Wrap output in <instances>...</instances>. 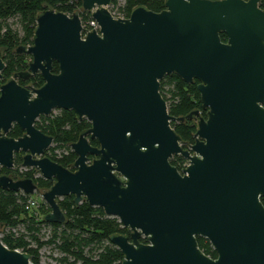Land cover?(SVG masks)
I'll return each mask as SVG.
<instances>
[{
  "label": "water",
  "instance_id": "obj_1",
  "mask_svg": "<svg viewBox=\"0 0 264 264\" xmlns=\"http://www.w3.org/2000/svg\"><path fill=\"white\" fill-rule=\"evenodd\" d=\"M99 30L82 38L79 15L44 10L29 46L26 71L0 85V168L38 171L52 186L0 176V189L41 194L47 223L62 224L58 199L72 195L116 218L127 236L109 242L121 264H264V9L259 0H166L159 13L143 7L127 19L111 0H80ZM226 36V42L220 39ZM58 73H51L52 63ZM5 68L0 58V80ZM39 73L40 88L21 86ZM175 74L198 81L203 118L172 117L159 82ZM73 111L90 128L70 144L73 171L44 154L53 138L35 128L40 116ZM196 123L183 147L171 121ZM16 124L23 131L7 137ZM96 140L98 147L89 144ZM173 156L188 161L178 172ZM92 158V160L90 159ZM206 239L216 258L205 255ZM146 243H140V239ZM0 264H32L1 242Z\"/></svg>",
  "mask_w": 264,
  "mask_h": 264
},
{
  "label": "trees",
  "instance_id": "obj_2",
  "mask_svg": "<svg viewBox=\"0 0 264 264\" xmlns=\"http://www.w3.org/2000/svg\"><path fill=\"white\" fill-rule=\"evenodd\" d=\"M111 0L109 12L121 19H127L133 9L143 7L149 11L159 13L164 10L166 0ZM247 1V0H244ZM259 7L264 9V0H259ZM61 12L67 16L74 13L79 15L81 24L90 20V13L76 12L81 9L80 0H0V58L5 64L2 71L5 82L14 73L26 71L31 57L25 54H16L13 51L19 45L29 46L32 44L34 30L36 28V17L44 10ZM18 28H13L9 21L14 20ZM222 42H226V36L220 33ZM51 73H58V65L52 63ZM11 76V77H10ZM19 85H30L40 88L43 78L39 73L28 80H18ZM160 95L166 103L170 116L178 118L185 117L190 112L197 110L203 118L206 111L202 109L200 95L197 90L198 81L191 84L185 83L175 74L165 76L159 82ZM58 114L40 116L35 121V128L43 134L53 138L58 149H64L67 154L61 158L49 155L45 156L58 163L62 167L72 170L75 155L70 144L76 142L79 135L90 128V123L85 119L78 120L73 111L56 110ZM171 127L181 139L183 147L193 144L196 131V123L186 120L183 123L171 121ZM23 131L14 124L7 137L17 139ZM89 144L98 147L96 140L89 139ZM92 160V158H90ZM169 163L181 172L185 161L181 158L171 157ZM21 165V155H15L14 170L0 168V176L6 175L13 180L32 179L39 191L48 190L52 183L43 178H33L34 170L23 174L17 171ZM44 192V191H43ZM72 195L58 199L57 203L65 216V222L47 223L43 217L50 212V208L42 203L36 211L30 212V196L22 192H13L0 189V236L2 244L9 250L26 253L32 264L38 263L39 251L45 246L52 245L63 255L56 260L57 264H121V252L109 242V236H127L128 231L123 228L116 218L108 217L99 207L90 206L85 200L77 206L73 202ZM264 206V198H260ZM42 230L50 232L49 238L41 240L39 235ZM145 244V239H140ZM197 246L207 256L216 258V252L211 248L209 242L196 237Z\"/></svg>",
  "mask_w": 264,
  "mask_h": 264
},
{
  "label": "rangeland",
  "instance_id": "obj_3",
  "mask_svg": "<svg viewBox=\"0 0 264 264\" xmlns=\"http://www.w3.org/2000/svg\"><path fill=\"white\" fill-rule=\"evenodd\" d=\"M118 4L119 5L121 4L120 0H118ZM109 8L110 7H107L108 11H109ZM76 12L83 13L82 9H78ZM112 16L116 18L115 15H112ZM9 23L13 24L12 25L13 28H15V29L18 28V26L15 23V19L9 21ZM3 83H5V79H1L0 80V85H2ZM56 114H58V111L54 110L53 112H51L50 116L51 115H56ZM56 145L57 144L52 141V144H51L50 148L47 151H48L50 156L55 157V158L58 159V158H61V156L66 153V150L58 149L56 147ZM73 170L74 169H72L71 171H73ZM43 191H45V190L42 189L39 192L42 193ZM39 192H35L33 195L30 196V200H32V202L34 203V206H31V208L29 209L30 212L36 211L37 207L39 205H41L42 203H44V201L42 200L41 194ZM49 236H50V232L48 230H42L40 232V235H39L41 240H46L47 238H49ZM62 256L63 255L59 252V250L56 249L55 247H53L52 245L45 246V247L41 248L40 251H39V258H38V263L37 264H57L56 260L58 258H61Z\"/></svg>",
  "mask_w": 264,
  "mask_h": 264
},
{
  "label": "built area",
  "instance_id": "obj_4",
  "mask_svg": "<svg viewBox=\"0 0 264 264\" xmlns=\"http://www.w3.org/2000/svg\"><path fill=\"white\" fill-rule=\"evenodd\" d=\"M109 7V6H108ZM115 18V17H114ZM116 18H121V17H116ZM82 28H83V31H82V38H84L87 34V32H91L92 30H95L98 32L99 30V27L96 23L95 20L92 19L91 17V13H90V20L84 25L82 24ZM68 152H66L65 154H67ZM188 165V162H186L184 165H183V168L182 170L187 167ZM71 169H73V167L71 166L70 167ZM15 169V166H13V168L11 170H14ZM30 170H34V175H33V178L37 179V178H42L40 173L38 171H36L35 169L33 168H27V167H22L21 165L17 168V171L20 173V174H23L25 172H28ZM31 206H34V203L32 202V200H30V203H29V206L26 207L27 209H30Z\"/></svg>",
  "mask_w": 264,
  "mask_h": 264
},
{
  "label": "flooded vegetation",
  "instance_id": "obj_5",
  "mask_svg": "<svg viewBox=\"0 0 264 264\" xmlns=\"http://www.w3.org/2000/svg\"><path fill=\"white\" fill-rule=\"evenodd\" d=\"M174 157L183 159V160L185 161V163L188 162L187 160H185V159L182 158L181 156H174ZM185 163H184V164H185ZM211 248H212V247H211Z\"/></svg>",
  "mask_w": 264,
  "mask_h": 264
}]
</instances>
